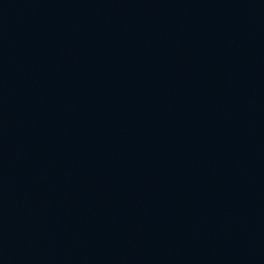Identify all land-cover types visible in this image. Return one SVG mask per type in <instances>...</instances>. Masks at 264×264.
Segmentation results:
<instances>
[{
	"label": "water",
	"instance_id": "water-1",
	"mask_svg": "<svg viewBox=\"0 0 264 264\" xmlns=\"http://www.w3.org/2000/svg\"><path fill=\"white\" fill-rule=\"evenodd\" d=\"M0 264H264V0H0Z\"/></svg>",
	"mask_w": 264,
	"mask_h": 264
}]
</instances>
